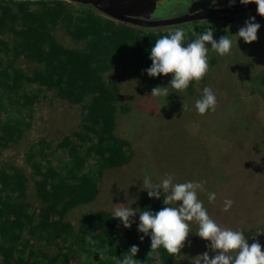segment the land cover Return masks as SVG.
<instances>
[{"label": "trees", "instance_id": "trees-1", "mask_svg": "<svg viewBox=\"0 0 264 264\" xmlns=\"http://www.w3.org/2000/svg\"><path fill=\"white\" fill-rule=\"evenodd\" d=\"M34 3L40 6L32 8ZM78 5L75 9L65 0H0V149L22 141L47 92L81 108L78 128L57 144L65 155L55 156L47 138L27 148L39 207L30 201L27 174L13 163L0 164V264H74L77 251L81 264H117L132 245L139 249L135 264H177L180 252L151 250L150 239L139 242L111 211L86 213L77 230L66 217L97 197L104 168L126 165L132 158L131 143L115 133L119 86L107 82L104 74L129 57L150 67L152 44L171 33L118 22L91 6ZM58 25L83 40L84 47L61 44L55 35ZM19 59L36 67H19ZM249 84L264 96V71ZM162 200L145 194L139 209L156 212L164 207ZM58 241L63 246L54 254L36 246Z\"/></svg>", "mask_w": 264, "mask_h": 264}, {"label": "rangeland", "instance_id": "rangeland-1", "mask_svg": "<svg viewBox=\"0 0 264 264\" xmlns=\"http://www.w3.org/2000/svg\"><path fill=\"white\" fill-rule=\"evenodd\" d=\"M72 3V2H71ZM75 9L78 4L72 3ZM40 5L34 3L32 8ZM178 0H169L159 6L153 18L175 15L180 9ZM161 7V8H160ZM161 10V11H160ZM98 13V12H97ZM151 28L153 31L174 32L182 29L191 41L204 28L191 23L185 27L167 29ZM206 28V27H205ZM213 38L228 35L233 47L228 55L218 56L210 50L209 71L193 86L177 91L169 86L167 98L148 97L152 88L167 86L169 80L158 75L149 77L144 63L135 64L134 58L118 62L104 77L107 82L119 86L120 96L115 114V133L127 139L132 146V158L123 166L104 168L97 184L98 195L89 203L79 205L67 213V218L78 229L82 217L97 210L113 211L118 204H131L139 208L142 197V180L150 176L154 183L166 173L174 174L175 182L200 181L206 183L198 192V199L208 214L219 226L244 232L248 243L258 241L264 251V96L254 92L250 79L264 71V35L258 34L251 43H244L235 36L237 30L212 25ZM56 39L67 47L83 48V40L72 38L62 25L55 29ZM17 66L35 68V64L24 59ZM210 87L216 94L215 111L197 114L195 100L203 87ZM81 121V108L61 99L53 91L47 92L38 102L32 126L18 144L0 149V164L13 163L20 167L30 179V201L39 207L40 201L34 190L33 169L26 160V151L40 138L50 139L56 152L63 156L57 144L77 129ZM209 192L216 193L209 203ZM231 199L229 211H222L223 201ZM179 203V202H177ZM140 211V209H138ZM139 213L130 227L141 243L149 240L137 232ZM190 233L177 257V264H192L196 256L213 251L206 248L208 241L196 236L198 225L192 221ZM42 247L48 253L59 251L63 244ZM218 251V250H217ZM74 264H81V252L77 251ZM82 257V256H81Z\"/></svg>", "mask_w": 264, "mask_h": 264}, {"label": "clouds", "instance_id": "clouds-1", "mask_svg": "<svg viewBox=\"0 0 264 264\" xmlns=\"http://www.w3.org/2000/svg\"><path fill=\"white\" fill-rule=\"evenodd\" d=\"M250 2L256 4L258 15L264 17V0H239L241 5ZM260 27L261 25L255 22V17L250 16L235 36L242 38L244 43H251L257 39ZM213 31L212 28H206L196 38L188 41L186 33L182 29H176L155 40L149 51L151 65L144 71L151 78L171 74V79L167 86L152 88L148 97L167 98L170 95L169 86L174 90L183 91L188 88L190 82H199L209 71L210 50L218 56L230 53L233 40L228 35L214 39ZM216 102L215 92L205 86L200 97L195 100L194 109L197 114L203 115L215 111ZM205 183L203 180L178 183L171 173H166L164 178L156 183L150 176H145L141 189L150 199L163 197L164 207L153 212L149 209L138 211L139 208L133 209L128 203L118 204L120 206L112 211V218L128 229L136 223L133 217L139 213L136 227L138 233H143L139 237L140 240L147 236L151 250L162 247L169 254L180 252L191 232L189 222L194 221L198 225L195 235L209 242L205 247L211 249L214 255L210 259L206 251L196 256L192 264H264V251L258 241L253 240L249 244L243 231L223 228L210 218L203 202L198 199V192L203 190ZM207 199L209 203L214 202L216 193L209 192ZM232 205L231 199H225L222 211H229ZM138 251V247L132 245L117 260V264H135L134 257Z\"/></svg>", "mask_w": 264, "mask_h": 264}, {"label": "flooded vegetation", "instance_id": "flooded-vegetation-1", "mask_svg": "<svg viewBox=\"0 0 264 264\" xmlns=\"http://www.w3.org/2000/svg\"><path fill=\"white\" fill-rule=\"evenodd\" d=\"M168 1L169 0H158L155 8L151 10V12L150 10L147 12V8L145 6L142 10H138L136 13H150V19L156 20L153 16L158 11L159 6L164 7ZM178 2L181 6L175 15L160 17L158 19L175 18L185 14H194L202 11L208 12L211 17L162 26L164 27L163 29H167L169 27H185L188 24L194 23L204 29L212 25H216L223 29L233 28L238 31L240 27L244 26V22L248 19V17L252 16L255 17V22L261 25L257 31V35H264V17L258 15L256 11L257 6L254 2H250L247 5H241L239 0H234V2L233 0H215V2H213V0H178ZM141 28L151 29L147 27Z\"/></svg>", "mask_w": 264, "mask_h": 264}, {"label": "water", "instance_id": "water-1", "mask_svg": "<svg viewBox=\"0 0 264 264\" xmlns=\"http://www.w3.org/2000/svg\"><path fill=\"white\" fill-rule=\"evenodd\" d=\"M35 1V0H32ZM80 5L93 7L102 15L118 22H123L135 26L154 28L168 26L180 22H186L194 19L208 18L211 15L208 12H197L194 14H185L175 18L151 20L150 13H136L145 6L148 10L155 8L158 0H65Z\"/></svg>", "mask_w": 264, "mask_h": 264}]
</instances>
